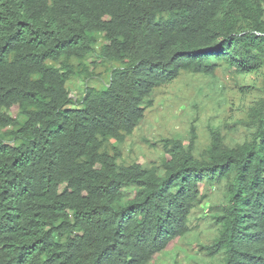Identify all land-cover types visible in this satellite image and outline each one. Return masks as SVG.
Wrapping results in <instances>:
<instances>
[{
	"label": "trees",
	"instance_id": "trees-1",
	"mask_svg": "<svg viewBox=\"0 0 264 264\" xmlns=\"http://www.w3.org/2000/svg\"><path fill=\"white\" fill-rule=\"evenodd\" d=\"M182 71L237 117L118 162L107 142ZM191 218L211 231L187 263ZM170 242L186 264H264V0H0V264H151Z\"/></svg>",
	"mask_w": 264,
	"mask_h": 264
},
{
	"label": "rangeland",
	"instance_id": "rangeland-1",
	"mask_svg": "<svg viewBox=\"0 0 264 264\" xmlns=\"http://www.w3.org/2000/svg\"><path fill=\"white\" fill-rule=\"evenodd\" d=\"M94 59L95 57L91 55L86 62L91 63ZM97 71L101 73L100 78L90 79L89 84L100 87L108 80V77L103 72V68H98ZM72 80L73 78L67 82V86L71 84ZM213 83L215 82L213 81ZM71 86L73 87V89L71 88V95H74V92L80 94L84 82L81 79H75ZM220 88H222V85L214 87L209 77L199 73L182 71L174 81L155 88L145 99V117L132 134L126 136L121 142L111 139L106 146L110 150L115 148L120 151L121 157L118 162L130 164L137 161L149 165V163L154 160L157 161L161 157L162 140L176 137L182 132L185 134V131L191 126L190 122L196 117L197 134L200 147L203 148L207 141L205 140L206 126L210 120L212 123L220 118L229 117V120H233L240 112V105L236 96L231 99L230 95L227 94L229 109L225 107L224 110V107L221 108L218 105L217 101L220 99L219 95L221 94ZM229 99L233 100L235 104H229L231 103ZM193 105H196V107ZM16 112V107L11 108L9 111L12 116H15ZM184 144H187V140L184 141ZM199 223L191 218L192 231L188 237H182L178 242L179 245L183 243V247L187 249L183 251L187 252L188 255L186 257L187 263L196 261L195 250L192 249L195 248V245L208 243L207 235L211 229L204 230L203 228V234L198 237L200 232L203 231ZM174 243L170 242L166 250L162 251L157 258L155 257L151 264H186L180 258L183 254L177 257L180 246H175Z\"/></svg>",
	"mask_w": 264,
	"mask_h": 264
},
{
	"label": "bare ground",
	"instance_id": "bare-ground-1",
	"mask_svg": "<svg viewBox=\"0 0 264 264\" xmlns=\"http://www.w3.org/2000/svg\"><path fill=\"white\" fill-rule=\"evenodd\" d=\"M100 259V258H99Z\"/></svg>",
	"mask_w": 264,
	"mask_h": 264
}]
</instances>
